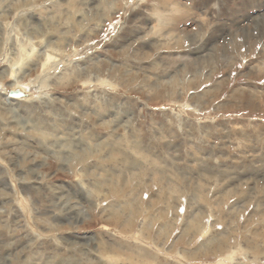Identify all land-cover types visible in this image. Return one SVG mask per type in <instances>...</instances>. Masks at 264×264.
Listing matches in <instances>:
<instances>
[{
	"label": "rangeland",
	"instance_id": "374dc122",
	"mask_svg": "<svg viewBox=\"0 0 264 264\" xmlns=\"http://www.w3.org/2000/svg\"><path fill=\"white\" fill-rule=\"evenodd\" d=\"M0 264H264V0H0Z\"/></svg>",
	"mask_w": 264,
	"mask_h": 264
},
{
	"label": "water",
	"instance_id": "95a60500",
	"mask_svg": "<svg viewBox=\"0 0 264 264\" xmlns=\"http://www.w3.org/2000/svg\"><path fill=\"white\" fill-rule=\"evenodd\" d=\"M8 97L10 99H24L27 97L26 93L21 92L19 89H15V90H10L8 93Z\"/></svg>",
	"mask_w": 264,
	"mask_h": 264
},
{
	"label": "bare ground",
	"instance_id": "6f19581e",
	"mask_svg": "<svg viewBox=\"0 0 264 264\" xmlns=\"http://www.w3.org/2000/svg\"><path fill=\"white\" fill-rule=\"evenodd\" d=\"M9 93V92H8ZM9 98V97H8Z\"/></svg>",
	"mask_w": 264,
	"mask_h": 264
}]
</instances>
